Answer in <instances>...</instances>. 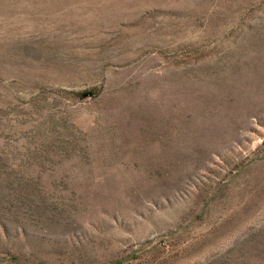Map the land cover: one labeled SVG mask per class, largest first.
<instances>
[{"label":"rangeland","instance_id":"obj_1","mask_svg":"<svg viewBox=\"0 0 264 264\" xmlns=\"http://www.w3.org/2000/svg\"><path fill=\"white\" fill-rule=\"evenodd\" d=\"M0 264H264V0H0Z\"/></svg>","mask_w":264,"mask_h":264}]
</instances>
